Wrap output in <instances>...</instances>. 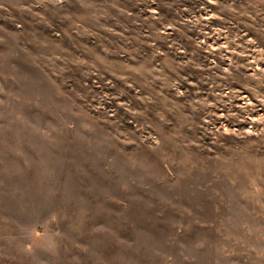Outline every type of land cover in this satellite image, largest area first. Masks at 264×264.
I'll use <instances>...</instances> for the list:
<instances>
[{"label":"rangeland","instance_id":"rangeland-1","mask_svg":"<svg viewBox=\"0 0 264 264\" xmlns=\"http://www.w3.org/2000/svg\"><path fill=\"white\" fill-rule=\"evenodd\" d=\"M0 264H264V0H0Z\"/></svg>","mask_w":264,"mask_h":264}]
</instances>
